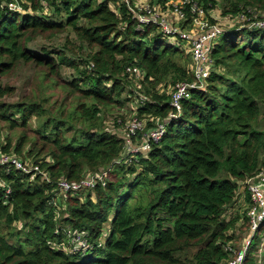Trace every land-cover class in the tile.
<instances>
[{
  "label": "trees",
  "instance_id": "1",
  "mask_svg": "<svg viewBox=\"0 0 264 264\" xmlns=\"http://www.w3.org/2000/svg\"><path fill=\"white\" fill-rule=\"evenodd\" d=\"M193 1L206 13L217 6L214 0ZM116 2L18 0L23 13L0 6V77L20 64L34 63L44 68L45 78L58 80L72 107L67 116L60 109L58 115L45 117L39 103L1 101L13 89L0 86V122L10 131L25 129L32 116L38 120L32 141L22 132L11 151L6 137L0 154L35 158L30 161L48 179L37 176L30 182L29 174L14 168L1 171L0 264H225L230 252H237L230 231L239 217L226 221L224 215L235 204L239 182L244 186L264 167V128H257L260 105L264 108V29L230 30L219 37L211 54L214 71L202 89L190 91L177 113L159 88L166 80L170 88L194 81L189 57L169 45L157 25L137 29L124 4L115 14L109 4ZM250 8L264 10V0H235L222 14L255 12ZM68 30L77 45L66 38L57 52L37 54L28 48L37 36L50 40ZM181 56L188 58L187 66L177 61ZM129 66L145 78L129 79ZM62 67L76 77L61 81ZM126 90L136 100L138 117L178 116L169 120L164 136L148 152L114 164L124 140L102 128L99 116L104 108L121 110ZM27 144L30 149L23 156ZM107 169L103 187L55 199L59 179L76 183ZM222 171L226 179L217 178ZM243 194L238 203H245V215L250 200L247 191ZM243 220L248 231V219ZM70 230L82 233L91 248L74 251L67 239ZM261 234L264 220L244 264H258ZM191 248H198L191 258H180Z\"/></svg>",
  "mask_w": 264,
  "mask_h": 264
},
{
  "label": "built area",
  "instance_id": "2",
  "mask_svg": "<svg viewBox=\"0 0 264 264\" xmlns=\"http://www.w3.org/2000/svg\"><path fill=\"white\" fill-rule=\"evenodd\" d=\"M0 1V6L6 7L9 11L24 12L18 5V0ZM170 1L165 0L164 3L155 2L153 5H143L140 0H117L115 5L112 4L113 7L110 10L117 14L118 5L124 4L127 10L133 14V18L136 19L137 29L143 30L148 24H155L159 27L158 32L163 35L162 38H166L169 45L175 46L184 53L189 54V70L194 76V81L177 82L168 94L170 106L175 112L179 113L181 102L189 98L190 91L202 89L210 72L214 71V61L211 54L217 39L230 30H263L264 15L253 14L249 10L235 16L227 15L225 19L228 20L227 23L228 25L230 24V29L222 30L217 27L216 23H213V17L209 15L210 11L206 13L203 5L197 1L178 0L177 4L173 6L169 5ZM169 16L172 17L173 22H171ZM170 24L174 28L170 27ZM188 27L197 29L199 31L198 35L191 38ZM125 73L129 79L136 78L141 81L145 78V73L136 67H127ZM177 116L171 113L165 120H153L149 117L140 118L134 111L124 128L123 152L120 155V159L114 161V164H119L122 160L126 163L133 158V155L148 152L151 145L157 144L164 136L169 120L177 118ZM148 123H151L152 127L148 128ZM11 168L29 174L30 182H33L37 176H42L48 181L46 174L39 170L38 164H33L28 159L21 160L12 153L0 154V173L2 170L8 171ZM108 172L109 169L94 175L87 174L76 183L59 179L54 190L55 199L66 194L77 196L80 193L94 189L96 185L103 187L106 183L105 179ZM244 184L250 200L245 214V218L248 219L249 236L244 238L245 240L241 242L240 247L236 250L237 252L231 251L229 247L226 248L227 251H231L232 256L229 257L225 264H244L247 250L264 220V167L260 168L255 176L247 179ZM3 186L0 180V187ZM3 190L6 195H9L10 190L7 187H4ZM54 204L56 205L55 202ZM67 239L73 246L74 251L85 252L91 248L88 242L83 239L82 233L77 231H68ZM263 244L264 242L260 248L262 253ZM261 260L262 255L257 258L256 262L262 264Z\"/></svg>",
  "mask_w": 264,
  "mask_h": 264
},
{
  "label": "rangeland",
  "instance_id": "3",
  "mask_svg": "<svg viewBox=\"0 0 264 264\" xmlns=\"http://www.w3.org/2000/svg\"><path fill=\"white\" fill-rule=\"evenodd\" d=\"M142 1L143 5H153L157 0H140ZM178 0H171L170 4L171 6L177 4ZM217 4L214 10L209 12V15L213 17L212 21L213 23H216L217 27H219L222 30H229L230 24L228 25L227 19H225V16L229 14H222L224 11H228L231 8V4L235 3V0H214ZM43 5H46L45 3ZM113 7L112 4H109V8L111 9ZM239 8L242 9L243 5L240 4ZM249 9V8H247ZM254 10L252 11L253 14L257 15H264V10H255L254 8H250ZM48 10V9H47ZM245 11V10H241ZM251 11V10H249ZM163 13V12H162ZM47 13L45 12L44 15ZM50 18H53L50 13L47 14ZM171 22L172 17L169 16ZM170 27L174 28L172 24L169 25ZM189 36L191 38L198 35L199 31L193 27H188ZM68 39L70 42L77 45V42L75 40L74 34L71 33L69 30L66 33L56 35L53 39H45L43 36H37L33 42L28 44V48L34 51L37 54H43V51H47L49 53H53V51H59V48L64 44L65 39ZM185 55H188L187 53H184ZM69 55V54H68ZM190 58V56H189ZM187 57L181 56L177 61L187 66ZM189 62V61H188ZM190 64V62H189ZM61 74V81L63 82H70L72 81L76 75L73 70L62 67L60 69ZM134 80L139 81L138 79L134 78ZM58 82L57 79H48L45 78V70L44 68L37 67L34 63H28V64H20L17 67H14L7 75H4L0 77V86L4 87L5 85H8L13 89V92L11 95L6 96L1 99V101L12 104L16 102H22L23 100H30L36 103H39L43 106L45 111V117L49 115H58L60 113V109H64L65 116L69 114V112L72 111L71 107V99L68 98L65 100L66 90L62 88L61 85H56ZM136 85V84H135ZM165 85V86H164ZM170 86V81L166 80L159 88V91H164V93L169 94L170 90L172 88ZM137 87V85H136ZM135 86L130 85V88L132 90H136ZM128 90L122 95V109L118 110L116 108H104L101 110V114L99 116V122L100 126L104 128L105 130H112L119 136L123 137L124 134V128L126 123L129 121L130 117L133 115L134 111H136V100L134 98H131L128 94ZM129 99V100H128ZM260 113L261 116L258 119L257 128L259 130L264 128V108L262 105H260ZM17 118V117H16ZM20 123V122H18ZM38 126V120L35 118V116H32L28 122L27 127L25 129H17L15 131H10L9 126L5 123L0 122V143H2V140L4 141L6 137H8L11 140V151H13V148L17 142V139L19 135L23 132L30 141H32L35 137V131ZM41 145V144H40ZM30 144H27L23 151L22 155L27 156V152L30 149ZM27 158V157H25ZM28 160H35V158L31 157ZM228 176L225 171H222L217 178L226 179ZM243 191H245V184L244 186L240 185V189L237 193V197L235 200V204L232 206H229L225 212L224 219L226 221H229L233 219L234 217L238 216L239 219L235 223L234 227L230 231V234H234V245L236 248H239L241 245V242L244 241V238H247L249 236V232L244 229L245 226V220L243 218L244 210L246 209L245 203L244 205H241L239 203H242L243 201ZM88 192H84L83 195H86ZM239 202V203H238ZM242 206V207H241ZM243 221V223H242ZM14 229L18 230L20 229V225L15 224ZM1 233H4L7 235V232L4 230H1ZM260 239H258V243L262 244L264 241V234L260 235ZM11 241H13L11 239ZM258 244V246H259ZM261 246H259L258 252L256 254V258L262 255ZM264 248V244H263ZM198 248H191L186 251H184L180 258H191L196 252ZM84 257H86V254H83ZM263 263H264V250H263Z\"/></svg>",
  "mask_w": 264,
  "mask_h": 264
},
{
  "label": "water",
  "instance_id": "4",
  "mask_svg": "<svg viewBox=\"0 0 264 264\" xmlns=\"http://www.w3.org/2000/svg\"><path fill=\"white\" fill-rule=\"evenodd\" d=\"M239 185H242V183L239 182Z\"/></svg>",
  "mask_w": 264,
  "mask_h": 264
},
{
  "label": "crops",
  "instance_id": "5",
  "mask_svg": "<svg viewBox=\"0 0 264 264\" xmlns=\"http://www.w3.org/2000/svg\"><path fill=\"white\" fill-rule=\"evenodd\" d=\"M264 250V249H263ZM262 255H263V253H262Z\"/></svg>",
  "mask_w": 264,
  "mask_h": 264
}]
</instances>
